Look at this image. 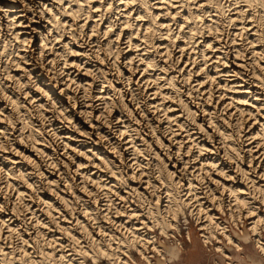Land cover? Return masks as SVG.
Segmentation results:
<instances>
[{"label": "bare ground", "instance_id": "1", "mask_svg": "<svg viewBox=\"0 0 264 264\" xmlns=\"http://www.w3.org/2000/svg\"><path fill=\"white\" fill-rule=\"evenodd\" d=\"M255 199L264 0H0V239L46 236L0 264H167L185 207L223 258L252 240L264 259Z\"/></svg>", "mask_w": 264, "mask_h": 264}, {"label": "rangeland", "instance_id": "2", "mask_svg": "<svg viewBox=\"0 0 264 264\" xmlns=\"http://www.w3.org/2000/svg\"><path fill=\"white\" fill-rule=\"evenodd\" d=\"M100 13H101V17H99V18H101L102 21H104L105 19H107V17H110V19L113 20L112 22H115L116 21V18H115L116 17V14H114V13H108V12H106L107 14L105 12H104V14L102 12H100ZM100 13H99V16H100ZM102 16H104V17H102ZM67 196L68 197H66V198H68L70 200V202H72V205L71 206H73L75 204L77 205V206L75 205L77 208L74 206L73 212H75V210L77 211L78 208L80 207L79 202H77V200L74 199V198H72V197L70 198V195L69 194H67ZM14 198H15V195H11V197L7 198V201L6 202L8 203V205H10V204L12 205L13 203H18L19 199L16 200V198L15 199ZM84 198L87 199L86 197H84ZM28 199H30V198H28ZM10 200H12L13 202L10 201ZM20 201H22V200H20ZM73 202H76V203L73 204ZM255 202L259 206V209L258 210L261 213H264V206L262 205V203L258 199H255ZM214 211L218 214V216L221 219L223 218V221H224V219H227L228 210H226V208H224L223 212H219V210H217V209H215ZM76 214L77 213H73V216H75ZM43 217H44L43 215L42 216H39V219L40 218L42 219ZM33 223H34V225L36 224L35 219H33L32 222H31V220H28V222L27 221L26 222L25 221L23 222L22 220H20L19 222H17V226H20V227H16V228L19 229V230L17 229L19 232H17V230H15V231H13V233L11 232L10 235L7 234V233H5L4 232L5 231V228H3V235L1 237V239H3V240L0 239V241H1L0 244L3 245V246H5V247H8L7 244L10 243V241H11L12 244L10 243L8 245H11L12 248L18 249V250H16V252L18 251L16 256H18L19 255L18 253H20L21 251H23L22 250V247L19 246L20 245L19 244V241H20L19 238L21 237V240H22L21 232L25 228H28V227H29L28 228L29 231H31V232H32V230L38 229V228H36V226H34V228H33V225H30V224H33ZM237 223L240 224L239 221ZM177 224H178V227H179V231H177L175 229L170 230L169 233L171 234V232H172L173 235L172 236L169 235L168 238L165 239V241L166 240L169 241L168 242L169 244H176V241L177 240L180 241L179 248H180L181 251L179 253L175 254L173 256V258H171L170 261H167V264H217V262H219L220 264H260V263L261 264H264V259L262 258V256H260V252L256 249V247H255V245H254V243H253L252 240H249L246 243L241 242L242 249H240V250H236L235 248H232V247H229L228 249H226L227 252L230 254V258H228V259L223 258L222 256H220L219 253H217L216 251H214V248H213L212 245H210V243L203 244V242L201 240L202 237L200 236V234H201L202 231H200L199 228H198L199 227V223H198V221H195L194 217L190 214L189 208H186V207L184 208V212L182 214H180L179 217H178ZM229 228H231V225L230 224H229ZM20 229H22V230H20ZM229 230L231 232V229H229ZM45 231L46 230H44V232ZM186 231H188L189 234H190V241H188L186 239ZM148 232L154 233L157 236L158 241H160V239L162 240V236L159 234L158 228H154V230L148 231ZM4 233L6 235H4ZM17 233H19V236H18ZM262 234L264 235V231H262ZM44 236L45 235L39 236L37 238L38 240H36V243L35 242H28V244H27L24 241L23 242L20 241V242H22V244L23 243L24 244L26 243V247L27 246L28 247L26 248L25 245H24L23 248L26 249V252H29V255H36V254L39 255L40 254V248L39 247H41V245L44 246V243L43 242L45 240H43V239L46 237V236L45 237ZM3 237H5V238H3ZM39 240H40V242H39L40 244H38V241ZM17 242H18L19 245L17 244ZM160 242H163V241H160ZM31 244L33 245L32 246L33 248L31 247ZM14 245L17 246V247H14ZM36 246L38 248H36ZM34 247L37 250H35ZM31 250L34 252V254H33V252ZM30 251H31L32 254L30 253ZM21 253H23V252H21ZM21 253H20V255H22ZM130 253L133 256L134 261H135V263H132L131 260L128 259V261H129L130 264H146V262L144 260L140 259V257L138 256V254L135 252L134 249H130ZM246 255H250L253 258L254 261L252 262L251 260L247 259ZM84 259H85V261H86L87 264H94V263L91 262V260L89 258L85 257ZM152 261L154 262V264H158V262H159L158 261V256L157 257L155 256ZM259 261H260V263H259ZM24 262L26 264H29L28 261L27 262L24 261ZM106 262H109L110 263V261L105 260L104 258H100V260H99V262L97 264H105ZM116 263L117 262L115 261V264Z\"/></svg>", "mask_w": 264, "mask_h": 264}]
</instances>
